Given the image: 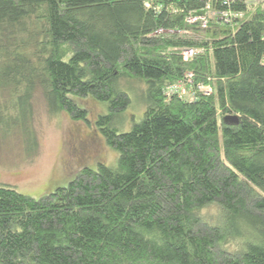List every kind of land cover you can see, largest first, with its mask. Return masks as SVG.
I'll return each instance as SVG.
<instances>
[{
  "label": "trees",
  "instance_id": "16d2710c",
  "mask_svg": "<svg viewBox=\"0 0 264 264\" xmlns=\"http://www.w3.org/2000/svg\"><path fill=\"white\" fill-rule=\"evenodd\" d=\"M207 1L0 0V126L21 120L36 138L38 90L77 120L88 115L74 97L91 96L119 154L39 198L0 185V264H264V14L239 4L234 29L188 25ZM189 74L195 99L167 95ZM122 78L146 84L129 131Z\"/></svg>",
  "mask_w": 264,
  "mask_h": 264
},
{
  "label": "rangeland",
  "instance_id": "374dc122",
  "mask_svg": "<svg viewBox=\"0 0 264 264\" xmlns=\"http://www.w3.org/2000/svg\"><path fill=\"white\" fill-rule=\"evenodd\" d=\"M122 85L132 101L119 129L129 131L144 116L146 84L122 78ZM74 98L87 110L88 120L74 119L66 111L52 113L38 90L32 99L31 122L37 139L25 134L21 120L18 124L5 122L0 126V185L39 198L68 186L85 167L97 169L100 163L117 165L118 152L108 145L97 126L98 118L107 114L108 105L91 96ZM0 111L6 115L1 106ZM18 115L16 110L10 112L12 117ZM204 214L214 221L220 214L219 208L210 205Z\"/></svg>",
  "mask_w": 264,
  "mask_h": 264
},
{
  "label": "built area",
  "instance_id": "2783aa9c",
  "mask_svg": "<svg viewBox=\"0 0 264 264\" xmlns=\"http://www.w3.org/2000/svg\"><path fill=\"white\" fill-rule=\"evenodd\" d=\"M144 2L147 7L153 6V0H144ZM215 3L218 4L219 7H215ZM239 4H244L247 8H258L264 14V0H208L202 9L189 12V15L186 17V23L188 25L197 26L200 29H206L210 26L211 20L216 18L234 29L239 22L246 17V11L236 7ZM157 8H162V4L159 3ZM172 12H177V10H172ZM158 32H164V30L160 29ZM172 32L191 34V31L188 29L179 31L172 30ZM196 53V49L184 50L185 59L195 56ZM186 78L187 79L179 80L167 87V95L170 96L176 94L182 98L190 100L195 99L196 93L192 92L190 87L193 83V74H189ZM197 87L201 91H204L205 94L212 93L210 85L205 86L200 84Z\"/></svg>",
  "mask_w": 264,
  "mask_h": 264
},
{
  "label": "water",
  "instance_id": "95a60500",
  "mask_svg": "<svg viewBox=\"0 0 264 264\" xmlns=\"http://www.w3.org/2000/svg\"><path fill=\"white\" fill-rule=\"evenodd\" d=\"M225 121L229 123H237L239 121V117L236 115H228L225 117Z\"/></svg>",
  "mask_w": 264,
  "mask_h": 264
}]
</instances>
